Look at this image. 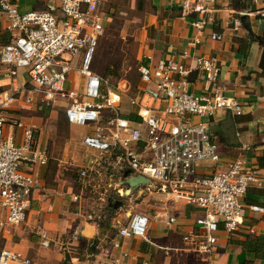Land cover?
<instances>
[{"label": "crops", "instance_id": "obj_1", "mask_svg": "<svg viewBox=\"0 0 264 264\" xmlns=\"http://www.w3.org/2000/svg\"><path fill=\"white\" fill-rule=\"evenodd\" d=\"M138 4L144 12L138 35L137 69L154 67L161 59L171 60L188 71L182 77L173 75L184 83L187 92L233 98L241 108L240 115L223 110L211 117L191 119L209 123L219 153L218 162L199 165L200 175L224 171L237 159L260 173L261 184L251 186L243 198L242 226L228 236L220 224L217 243L210 254L191 251L182 237L191 231L202 233L195 225L201 211L173 202L155 185L129 192L125 181L136 175L120 163V157L112 153L99 156L82 144L90 127L69 124L62 107L59 108L63 119L43 122L42 127L36 105L25 102L30 88L27 71L19 70L10 84L2 78L0 64V92L19 90L21 95L2 113L4 135L12 134L20 142L22 130L16 123L31 125L36 147L47 155L45 165L22 166L35 181L26 222L18 229L7 227L0 233L1 245L29 258L32 264H108L122 254L126 255V264H264V213L248 209L250 205L264 207V16L259 15L264 12V0H218L211 14L214 23L199 35L200 43L196 46L192 42L197 33L190 25L195 14L183 15L180 0H140ZM18 8L20 13L40 11L44 4L43 0H18ZM244 12L250 15L245 16ZM236 21L241 24L238 29L234 27ZM6 25V17L0 13V36L3 34L4 40ZM212 32L221 39L212 41ZM199 56L216 62V80H207L196 69ZM66 82L68 91L81 93L85 78L72 73ZM118 89L124 117L130 118L137 111L129 104L131 98L147 101L155 108L164 106L151 98L158 95L155 82L140 83L135 88L126 82ZM83 168L89 172L81 179L79 172ZM150 187H154V192ZM97 200L105 202L104 207ZM134 213L149 218L146 239L118 237L119 228ZM167 217L176 220L171 230L165 226ZM37 225L46 230L49 248L41 246L35 232ZM114 241L118 248H112Z\"/></svg>", "mask_w": 264, "mask_h": 264}, {"label": "built area", "instance_id": "obj_2", "mask_svg": "<svg viewBox=\"0 0 264 264\" xmlns=\"http://www.w3.org/2000/svg\"><path fill=\"white\" fill-rule=\"evenodd\" d=\"M217 2L180 0L183 15L195 14L190 23L197 33L192 46L200 43L199 35L214 23L211 14ZM43 4V10L20 13L18 0H0V13L6 17L8 34L7 43L0 40L2 78L11 84L19 70H26L30 84L26 103L30 104L34 95L38 96L40 106L66 102L68 123L91 128L82 139L84 147L99 156L120 150L128 170L149 179L173 202L201 211L195 225L202 233L191 231L182 237V241L196 254H210L217 243L220 224L228 236L242 226L243 198L248 189L259 186L261 180L258 170L247 167L241 159L228 164L224 171L200 175L199 165L218 162L219 153L209 123L194 122L191 118L211 117L223 110L240 115L238 102L233 98L187 92L184 83L174 79L173 75L182 77L188 71L171 60L161 59L154 67H139L138 74L145 85L155 82L158 95H151V98L160 100L163 108L131 98L129 104L137 107L134 115L140 120L124 117L120 111L119 90L110 87L91 68L106 21L103 0H43ZM259 15L264 16V12ZM240 26L236 21L234 27ZM209 38L218 41L221 36L212 32ZM196 69L209 81L216 80L219 73L216 62L203 56L197 58ZM70 73H79L85 78L81 93L64 90ZM18 94L19 90L0 92V233L7 227L18 229L26 222L35 181L22 166L47 163L46 153L36 147L33 126L16 123L22 130L20 142H16L12 134L4 135L2 113L15 103ZM88 172L83 168L79 177L83 179ZM248 209L264 213L261 206L250 205ZM128 217V223L119 228L118 237L146 239L149 218L142 213ZM175 223L172 217L165 219L169 230ZM35 232L41 246L49 248L44 227L37 225ZM118 247L114 241L112 248ZM125 258L122 254L108 264H126ZM0 264H32V261L7 249L0 241Z\"/></svg>", "mask_w": 264, "mask_h": 264}, {"label": "rangeland", "instance_id": "obj_3", "mask_svg": "<svg viewBox=\"0 0 264 264\" xmlns=\"http://www.w3.org/2000/svg\"><path fill=\"white\" fill-rule=\"evenodd\" d=\"M139 1L103 0L102 11L107 20L104 23V32L96 46L91 68L93 72L106 80L110 87L115 89L126 82L128 85L130 84L131 88H135L141 83L137 69V49L139 31L143 26L142 13L144 11L139 8ZM68 89L69 83L65 82L64 90L68 91ZM18 97L20 98L21 95L18 94ZM32 102L37 107L39 113L37 117L42 127L43 122L54 123L63 119L60 116L62 111L59 107L65 109L66 102L40 106L37 95L33 96ZM145 186H154V184L150 183V185ZM152 188L154 187H150L151 191L154 192ZM96 202L100 207H104L105 202L99 200Z\"/></svg>", "mask_w": 264, "mask_h": 264}, {"label": "water", "instance_id": "obj_4", "mask_svg": "<svg viewBox=\"0 0 264 264\" xmlns=\"http://www.w3.org/2000/svg\"><path fill=\"white\" fill-rule=\"evenodd\" d=\"M130 173V172H128ZM126 185H128L129 187V192L135 191L138 187L140 186H145V185H150V180L140 176V175H136V176H130L126 181H125ZM67 264V263H64Z\"/></svg>", "mask_w": 264, "mask_h": 264}, {"label": "trees", "instance_id": "obj_5", "mask_svg": "<svg viewBox=\"0 0 264 264\" xmlns=\"http://www.w3.org/2000/svg\"><path fill=\"white\" fill-rule=\"evenodd\" d=\"M0 37H1L0 40H1L2 43H7V42H8V34H7V38H6L7 40H6V39L4 40L5 36H4L3 34H2ZM260 41L263 42L262 39H260ZM130 118H131L132 120H135V121H139V120H140V119H139L137 116H135V115H130ZM112 154H114V155L120 157V160H121L120 163L124 165V163H123V161H122V157H121L122 152H121L120 150L116 149L115 151L112 152Z\"/></svg>", "mask_w": 264, "mask_h": 264}]
</instances>
